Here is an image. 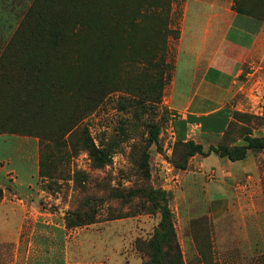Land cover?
Here are the masks:
<instances>
[{
	"label": "rangeland",
	"instance_id": "374dc122",
	"mask_svg": "<svg viewBox=\"0 0 264 264\" xmlns=\"http://www.w3.org/2000/svg\"><path fill=\"white\" fill-rule=\"evenodd\" d=\"M183 1L0 0V44L52 48L38 73L18 75L13 63L0 69L8 72L0 75V158L18 161L27 147L17 137L38 143L32 185L46 218L66 235L67 264H143L164 202L182 264H264L243 256L241 240L257 228H244L236 209L207 219L211 250L199 257L192 247L191 231L198 247L201 230L192 219L200 223L209 202L224 196L209 188L228 160L213 149L264 135V71L243 67L223 133L181 136L169 96ZM187 142L201 152L191 154ZM256 202L264 208V198ZM175 258L171 249L165 264Z\"/></svg>",
	"mask_w": 264,
	"mask_h": 264
},
{
	"label": "crops",
	"instance_id": "0c3cea01",
	"mask_svg": "<svg viewBox=\"0 0 264 264\" xmlns=\"http://www.w3.org/2000/svg\"><path fill=\"white\" fill-rule=\"evenodd\" d=\"M239 1L251 13L237 11L235 0L183 1L169 96L181 136L198 139L223 133L231 119L230 94L243 67L264 71V0ZM14 142L27 149L15 155L19 161L15 164L10 157L0 158V264H67L66 235L46 218L32 185L38 171V143L18 137ZM223 160L209 186L223 199L209 202L208 218H199L200 223L192 219L201 228L194 235L198 247L190 234L194 253L199 256L213 248L206 241L209 222L236 209L244 228H257L254 236L247 233L242 238L243 256L259 260L264 257V208L256 198H264V149L248 150L242 160Z\"/></svg>",
	"mask_w": 264,
	"mask_h": 264
},
{
	"label": "trees",
	"instance_id": "16d2710c",
	"mask_svg": "<svg viewBox=\"0 0 264 264\" xmlns=\"http://www.w3.org/2000/svg\"><path fill=\"white\" fill-rule=\"evenodd\" d=\"M234 8L240 12L247 11L244 9L242 1L240 2L239 0H235ZM49 32L50 38L51 35L56 36L55 31L50 30ZM2 41L4 42V40L0 38V42ZM9 42L8 44H0V69L5 65L13 63L12 65L15 66L18 75H30L32 71L37 73L40 72L41 70L39 67L43 62H45V59H47L52 49L40 51L39 53H28L27 51L18 52L11 49ZM0 75L6 76L8 75V72L0 70ZM244 142L245 143L240 147L234 146L231 149L219 147L213 149V152L218 154L220 157H227L230 161H238L242 160L246 156L248 150L260 151L264 149V135L262 137H246ZM186 144L193 148V152H191V154L194 152H201V146H194L190 142H187ZM88 150L95 156V161L98 166L105 164L106 161L102 159L99 155V151L96 150L94 146L89 147ZM1 192L2 191L0 189V196ZM160 199L163 201L165 200L164 196H161ZM162 206L163 208L161 210V219L158 228L155 230L153 236L146 242L147 259L143 262V264H165V259L169 255L171 249H175L176 251L174 264H182L180 249L177 244L176 233L173 227L172 215L165 202ZM202 242L204 243V240ZM169 264H173V262H170Z\"/></svg>",
	"mask_w": 264,
	"mask_h": 264
}]
</instances>
